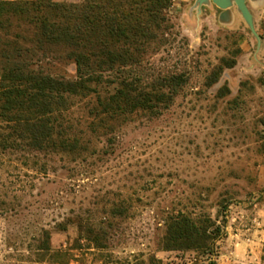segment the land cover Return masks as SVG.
<instances>
[{
	"label": "rangeland",
	"instance_id": "1",
	"mask_svg": "<svg viewBox=\"0 0 264 264\" xmlns=\"http://www.w3.org/2000/svg\"><path fill=\"white\" fill-rule=\"evenodd\" d=\"M196 1L170 0L166 30L126 69L148 85L181 76L166 108L101 136L89 126L96 96L73 98L67 119L91 141L78 156L29 146L0 110V264H208L194 251L160 257L164 219L178 210L217 218L223 202L228 236L217 264L229 236L247 241L250 264H264V7L258 49L240 14L227 27L215 4L198 11ZM43 66L77 75L72 61ZM78 217L109 230L106 247L85 238Z\"/></svg>",
	"mask_w": 264,
	"mask_h": 264
},
{
	"label": "trees",
	"instance_id": "2",
	"mask_svg": "<svg viewBox=\"0 0 264 264\" xmlns=\"http://www.w3.org/2000/svg\"><path fill=\"white\" fill-rule=\"evenodd\" d=\"M169 4L170 0H0V110L5 121L14 124L16 136L37 150L52 148L78 156L91 141L67 119L73 98L96 96L89 126L101 136L113 134L130 116L166 108L183 82L181 76H165L148 85L126 69L139 65L150 44L166 30L164 10ZM46 58L72 61L76 78L46 69ZM122 206L121 202L116 207V215L124 214ZM228 209L229 203H221L217 218L206 212H169L161 250L194 251L208 264H217L214 257L228 236ZM77 223L95 248L106 247L108 229L84 224L81 217ZM152 262L162 264L156 257Z\"/></svg>",
	"mask_w": 264,
	"mask_h": 264
},
{
	"label": "crops",
	"instance_id": "3",
	"mask_svg": "<svg viewBox=\"0 0 264 264\" xmlns=\"http://www.w3.org/2000/svg\"><path fill=\"white\" fill-rule=\"evenodd\" d=\"M181 1L182 2H188V0H181ZM247 4H248V6L254 15V18H255L256 13L259 10H261V8L264 7V0H247ZM221 12L222 11L219 12V16H220ZM232 14H233V18H232L233 20L230 23H225V24L222 23L223 25H225L227 27H231V26L235 25L239 13L237 12V9L236 10L234 9V7H232ZM252 35H253V33H252ZM255 39L257 40L256 37H255ZM257 45H258V40H257ZM248 246H249V244L247 243V241L233 239L231 236H229L224 241V244L222 246L223 251H222V255L220 256V259H219V264H221L220 260L222 259V257L227 258L226 264H235L236 262L241 263V264H250L254 260L255 255H252L248 252L249 251ZM171 252L172 251H163V252H161L160 257L164 260H167L165 258V256H167V254H169ZM246 252H248V253H246ZM72 264H78V263L75 262ZM177 264H187V263H184L181 260H179V262Z\"/></svg>",
	"mask_w": 264,
	"mask_h": 264
},
{
	"label": "water",
	"instance_id": "4",
	"mask_svg": "<svg viewBox=\"0 0 264 264\" xmlns=\"http://www.w3.org/2000/svg\"><path fill=\"white\" fill-rule=\"evenodd\" d=\"M215 4L222 12L219 16L221 23H230L233 19L232 7H236L237 12L243 17L249 26L251 32L258 40V49L262 46V37L257 32L255 27V18L251 12L247 0H197L196 7L198 11H201L203 5Z\"/></svg>",
	"mask_w": 264,
	"mask_h": 264
}]
</instances>
